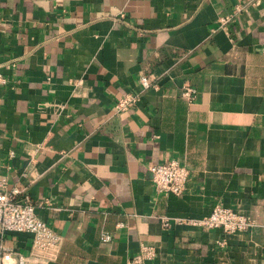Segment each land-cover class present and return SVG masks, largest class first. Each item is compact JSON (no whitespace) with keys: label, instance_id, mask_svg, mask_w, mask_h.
I'll return each instance as SVG.
<instances>
[{"label":"crops","instance_id":"obj_1","mask_svg":"<svg viewBox=\"0 0 264 264\" xmlns=\"http://www.w3.org/2000/svg\"><path fill=\"white\" fill-rule=\"evenodd\" d=\"M252 2L0 0V170L59 234L45 264H264V0ZM127 92L137 102L115 109ZM171 158L188 168L178 195L149 170ZM216 203L254 224L175 219ZM0 240L3 264L30 250L28 232ZM143 243L154 257L133 262Z\"/></svg>","mask_w":264,"mask_h":264},{"label":"built area","instance_id":"obj_2","mask_svg":"<svg viewBox=\"0 0 264 264\" xmlns=\"http://www.w3.org/2000/svg\"><path fill=\"white\" fill-rule=\"evenodd\" d=\"M252 3H258V0H253ZM243 8L244 6L237 3L232 11L220 15L218 17L219 26L226 28L227 24L233 20V15ZM140 80L145 88L156 86L146 76H142ZM6 81V77L0 70V84H4ZM193 91L194 87L187 85L184 94L190 96ZM138 99L139 94L127 92L115 100L114 107L117 110H123L134 105ZM149 170L157 189L176 195L184 190L188 168L177 159L171 158L164 162L152 163L149 165ZM175 219L178 222L220 228L225 233L245 230L254 224L253 218L249 215L219 203L214 204L211 210L204 215L178 216ZM164 223L168 224L166 218ZM123 224V222L117 223L118 226ZM7 231H24L31 235L29 252L27 254L18 253L15 257L16 264H45L59 242V234L34 212V205L29 195L16 186L7 187L6 177L0 170V237ZM110 237L109 232L102 234L104 241L109 240ZM8 249L10 248L0 240V264H3L1 262L2 253ZM155 253L153 245L143 243L140 246V251L133 256L132 261L138 262L143 258L152 259Z\"/></svg>","mask_w":264,"mask_h":264}]
</instances>
